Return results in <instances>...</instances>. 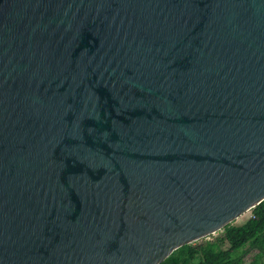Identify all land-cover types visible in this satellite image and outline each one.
Instances as JSON below:
<instances>
[{
    "label": "water",
    "instance_id": "1",
    "mask_svg": "<svg viewBox=\"0 0 264 264\" xmlns=\"http://www.w3.org/2000/svg\"><path fill=\"white\" fill-rule=\"evenodd\" d=\"M264 200V0H0V264H159Z\"/></svg>",
    "mask_w": 264,
    "mask_h": 264
},
{
    "label": "trees",
    "instance_id": "2",
    "mask_svg": "<svg viewBox=\"0 0 264 264\" xmlns=\"http://www.w3.org/2000/svg\"><path fill=\"white\" fill-rule=\"evenodd\" d=\"M159 264H264V200L241 224L174 250Z\"/></svg>",
    "mask_w": 264,
    "mask_h": 264
},
{
    "label": "rangeland",
    "instance_id": "3",
    "mask_svg": "<svg viewBox=\"0 0 264 264\" xmlns=\"http://www.w3.org/2000/svg\"><path fill=\"white\" fill-rule=\"evenodd\" d=\"M249 214V212H246L244 215H242L241 217H239L238 219H236L233 224H241L244 220L245 217Z\"/></svg>",
    "mask_w": 264,
    "mask_h": 264
},
{
    "label": "crops",
    "instance_id": "4",
    "mask_svg": "<svg viewBox=\"0 0 264 264\" xmlns=\"http://www.w3.org/2000/svg\"><path fill=\"white\" fill-rule=\"evenodd\" d=\"M251 211H252V209H251L250 211H248L249 214L245 217V220L251 215ZM243 215H244V214H243ZM241 216H242V215H241ZM241 216H240V217H241ZM245 220H244V221H245ZM244 221H243V222H244Z\"/></svg>",
    "mask_w": 264,
    "mask_h": 264
},
{
    "label": "clouds",
    "instance_id": "5",
    "mask_svg": "<svg viewBox=\"0 0 264 264\" xmlns=\"http://www.w3.org/2000/svg\"><path fill=\"white\" fill-rule=\"evenodd\" d=\"M213 235V234H212ZM208 237V236H207Z\"/></svg>",
    "mask_w": 264,
    "mask_h": 264
}]
</instances>
